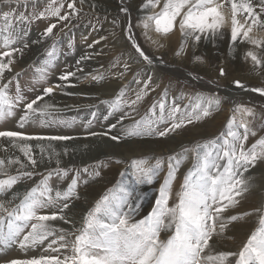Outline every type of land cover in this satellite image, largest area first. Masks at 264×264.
<instances>
[{"label":"rangeland","instance_id":"rangeland-1","mask_svg":"<svg viewBox=\"0 0 264 264\" xmlns=\"http://www.w3.org/2000/svg\"><path fill=\"white\" fill-rule=\"evenodd\" d=\"M87 1H84L83 4L76 2V8L80 11L70 15L68 20H60L55 16L36 17L40 12H44L50 7H59L61 4H63L61 15L70 13L72 10L68 8V4L72 0H10V2L9 0H0V14L11 10L17 17L23 14L28 18L26 22L13 19L12 27L4 30L5 25L2 15H0V53L16 50L13 52L15 55L11 57L13 63L10 65V70L5 69L2 79H0V87L7 85L8 95L14 98L17 95L18 84L21 90L20 94L24 97L22 101H13L14 114L0 120V131H15L25 136L34 137L65 136L71 138L60 140L62 142L89 138L93 136V133H96L95 136L103 135L109 138L115 136L118 138L117 140L111 139L120 144L151 140L156 145L148 149L129 150L132 157L126 158V160L123 157V161L114 157L104 158L88 167L67 169V175L53 173L50 178L49 172H53L57 166L51 167L52 169L49 170H45L47 168L32 169L29 171L33 173L31 177L23 175L22 168L12 175L0 169V179L17 177L16 183L10 189L0 193V203L9 201L13 191L18 190L21 186H28L26 190L29 192L46 180L48 186L53 190V195L56 191H66L69 186L75 188L79 198L73 197L69 201L70 205L85 199V206H78L77 213L83 215L79 228L83 226L88 211L93 209L97 202L105 196L110 199L116 197L125 200L123 210L130 214L129 223H136L150 216L156 208L160 189L168 175L169 157H175L176 160L181 161L175 180L172 182V196L169 200V207H172L178 201L177 194L181 191L185 175L195 163V152L185 153V149H194L197 145H203L213 140L217 145L222 144L223 139L227 137L228 122L233 116L237 123H247L249 128L256 133L255 136L249 135L245 148L264 138V95L251 91L253 88H264V44H251L246 40H242V44H228V41H225L219 45V50L215 51V44L209 35L207 38L202 36L198 44L189 39L184 54L177 55L183 40L179 30L180 17L177 18L174 30L167 37L155 32L154 23L148 30L143 27L146 16H143L142 13L147 11H149L147 15L159 13L164 0H160V5L156 8H143L147 0ZM219 1L224 3L226 0ZM98 2H106L109 12H104L106 14L101 15L98 12ZM252 2L256 6L257 12H260L259 0H252ZM121 7H126L128 12H121ZM260 14L264 19V12ZM244 16L245 14L242 12L237 15V19L246 28ZM114 20L117 22L116 24H113ZM129 23L132 25V35L136 43L152 59L153 63L148 64L144 61L128 40L129 33L126 29ZM52 24H55V28L50 36H46L45 31ZM146 31L147 36L145 35ZM261 31L264 30L254 28L250 35L259 40ZM5 36L9 37L7 47H5ZM157 38L162 39H159L160 44L157 42ZM241 38H243L242 34ZM115 43L125 44L124 54L112 50ZM164 44H167L169 49H166ZM23 51H29L24 58L21 56ZM248 52H253L262 63L256 64L252 61L251 57L247 56ZM195 57L200 59L196 60ZM8 59L9 57H3L5 63ZM93 63L105 65V69L101 70L96 66L97 70L89 72L93 68L91 67ZM139 63L145 66L144 70L132 71L131 64ZM125 64L128 65L126 72ZM196 65H202L211 73L196 71ZM221 68L225 71L224 76L220 75ZM99 70L101 71L97 72ZM83 71H88V73L82 77L76 75ZM153 71L155 75L151 74ZM69 72H73L75 75L69 77L68 80L60 79L61 76ZM121 73L124 74L121 75ZM212 74L217 75L212 76ZM94 77L103 78L94 79ZM237 80L245 85L244 89L235 86L234 81ZM120 82L123 85H116L114 94L111 97L109 95L108 99L98 100L101 96H97L96 100L98 101L87 100L91 103L95 101L96 104H88L89 107L75 108L65 113L46 111L43 116L38 113L36 116L30 117L23 127L19 126L21 118L25 114V104L38 96L43 97L38 101V105H40L47 99L59 100L56 90L61 87L65 88L66 85H81L101 92L109 86L112 88V84ZM146 82L148 83L147 89L144 88ZM48 87H52L53 91L45 95L44 89ZM141 91H146L147 94L138 104L129 106L130 101L134 100L136 94ZM197 96L218 98L219 104L214 106L210 116L198 121L194 119L191 124L170 132L164 137L146 134L150 130L146 125H142L140 128V131L145 134L128 136L129 130L134 127L137 121L151 116L149 110L153 104L165 102L167 112V109L175 102L183 110ZM117 97H122V106L119 110H113L112 105ZM87 101L85 103H88ZM66 102L64 101V103ZM69 102L78 101L71 100ZM241 105L251 108L254 115L242 116L238 110ZM157 115H159L158 111ZM41 120H44V123H41ZM120 125H122L121 128ZM165 127H170V122L154 124L151 130H163ZM233 130L243 134L242 128H233ZM203 151L202 148L201 152L203 153ZM18 155L25 157L19 152ZM158 159L164 161V166L153 182L137 184L135 162L147 160V166H152ZM85 168L87 171H84ZM242 178L246 181L247 188L256 187L251 189V192L250 189H247L241 196L236 197L239 202L235 207L229 208L225 215H236L241 218L228 223L222 234L213 235L209 241L210 249L205 250V255H217L221 252L239 253L251 234L260 226V219L264 216V160H257L254 166L243 173ZM73 182L75 183L73 184ZM85 189H90L88 190L90 193H86ZM27 193L25 191L22 196ZM245 196H251L248 201L246 199L245 205L248 204L247 206L241 204L244 202ZM16 206L8 208V210L11 211ZM60 207H62V202H57L53 207L40 209L38 214L51 215L53 212H58ZM73 210L76 209L73 208ZM72 215L76 217V213L73 212ZM0 216L5 217L6 225L7 214L0 211ZM30 223H35V221ZM46 223L49 224V222ZM27 231H30V227L25 229L24 234ZM58 235L59 232L49 236L43 245L27 249L28 252L30 251L29 253L21 249L18 243L7 247L1 245V248L4 247L7 250L0 254V264H9L13 259H31L34 256H42V254L43 256H52L54 251L48 249L47 246ZM169 235L170 233L162 231L160 239L166 240ZM67 240H74V236H68ZM52 247L58 248L59 243L53 244ZM56 253L58 255L54 256H59L60 259L72 255L70 247L60 248ZM237 259L238 256L228 257L225 264H235Z\"/></svg>","mask_w":264,"mask_h":264},{"label":"snow or ice","instance_id":"snow-or-ice-1","mask_svg":"<svg viewBox=\"0 0 264 264\" xmlns=\"http://www.w3.org/2000/svg\"><path fill=\"white\" fill-rule=\"evenodd\" d=\"M10 2V0H9ZM230 4V26L231 39L236 41L239 36L251 44H264V40H258L250 35L253 29L264 30V19L261 18V12H264V0H259L260 12H257L252 0H226ZM83 4L84 0H80ZM160 5V0H147L143 8H156ZM223 3H217L216 0H164L161 11L157 14L148 15L144 18L143 27L148 30L154 23L155 32L167 37L175 28L177 18L180 17L179 30L183 37L181 47L176 53L182 55L185 52L188 40L195 43L201 41L202 36H215L228 23L224 12ZM63 4L59 7H50L44 12H40L36 18L45 16L59 17L60 20H68L70 15L77 14L80 9L76 8V0L68 4L72 10L70 13L61 15ZM121 12L127 13L126 7H121ZM245 14L244 21L247 27L240 23L237 14ZM3 24L5 29L12 27V20L18 19L21 22L28 20L23 14L16 16L14 11L3 12ZM117 22L114 20L113 24ZM55 28V24L50 25L45 35L50 36ZM128 40L132 43L139 56L148 64L153 63L152 59L136 43L132 35L131 23L127 26ZM147 36V31L145 32ZM150 38V37H149ZM5 47L8 45L9 37L5 36ZM98 43V41H97ZM162 46V45H161ZM4 51L0 53V79L4 75L5 69L10 70L13 63L11 57L13 52ZM252 61L261 64L262 61L257 58L253 52L247 53ZM3 57H9L7 63ZM194 59L199 60V57ZM125 72L128 65L124 66ZM124 73H121L123 75ZM75 75L73 72L61 76V80H68ZM220 75L224 76L225 71L220 69ZM103 77H94L102 79ZM198 78V77H194ZM150 80V78H149ZM10 83V82H9ZM236 87L244 89L245 85L237 80L234 81ZM144 88H148L146 82ZM53 88L44 89L45 95L52 93ZM253 92L264 95V88H253ZM21 90L17 84V95L13 98L8 95L7 85L0 87V120H4L14 114L15 101H22L24 97L20 94ZM147 94L141 91L136 94V98L130 101L129 106L136 105ZM43 97L25 104V114L21 118L20 127L24 126L30 117L38 113L43 116L46 109L51 107L45 104L43 107L38 105V101ZM218 98H202L197 96L183 110L178 104H173L167 109L165 102L153 104L150 108V117H145L137 121L134 127L129 130L128 136H137L142 133L140 128L146 125L150 130L148 135L167 136L170 132L176 131L191 124L193 120H200L211 115L214 106H218ZM36 105V107H34ZM122 106V97H117L113 103V110H119ZM238 110L242 116H253V110L243 105ZM157 111L159 115H157ZM179 113V116L177 114ZM44 123V120L40 121ZM163 130L153 131L152 126L158 123L168 124ZM115 127V125H112ZM227 137L223 143L216 144V141H209L203 145H197L194 149H185V153L195 152V163L184 177L181 191L177 194L178 201L169 207V200L172 196V182L175 180L176 172L179 170L181 161L175 157L168 158L169 171L163 186L160 189L159 199L156 201V208L153 213L136 223H129L130 214L123 210L125 200L105 196L97 202L93 209L89 210L84 224L75 231L65 230L64 228H53L47 224L48 221H62L65 224H71L67 219L65 210L69 209V201L79 198L73 186H69L64 192L53 190L44 180L40 185L32 188L23 198L21 203L11 211L0 203V211L7 214V223L5 217L0 216V245L4 247L12 244H19L23 250L36 248L44 244L45 240L59 232L56 239H53L47 246L54 252L60 248H71L72 255L60 259L59 256H40L31 259H13L9 264H225L228 257L238 256L235 264H264V216L260 219V226L254 231L244 244L239 253L221 252L217 255L207 254L205 250L210 249L209 241L213 235L222 234L227 224L240 219V216H226L229 208H233L239 202L236 197L241 196L247 190V183L242 178L243 173L255 165L257 160H264V138L259 139L250 147L245 148L249 135L255 136L247 123L236 122L233 116L228 122ZM233 128L243 129V134L234 131ZM92 135H97L93 133ZM0 137L10 138L13 143L16 140L21 141H53L68 140L70 137H39L25 136L15 131H0ZM113 140L118 138L113 136ZM27 158L28 165L32 168L38 166V161L33 157L32 146L30 144L16 145ZM40 149L41 161L45 159L47 152V161L51 162L54 157L60 154L52 148L51 144L46 147L38 144ZM204 149L203 153L201 149ZM50 150V151H49ZM67 154V149L64 150ZM187 156L185 155V159ZM9 165L20 163L19 159L7 162ZM57 168L49 172V178L53 173L67 175V169H60V160L55 159ZM147 160L135 162L136 183H152L153 179L163 169L164 161L158 159L155 165L147 166ZM5 166V160L0 159V169ZM21 168L26 167L20 164ZM87 171V168L84 169ZM23 175L31 177L32 172H24ZM17 177L0 179V193L6 192L16 183ZM75 182H73L74 184ZM57 202H62V207L58 212L51 215H39L38 211L43 208L53 207ZM248 215V213H245ZM35 221V223H30ZM167 221V222H166ZM30 227V231L25 233V229ZM219 228V231H217ZM168 232L170 235L166 240L160 239L161 232ZM79 234H76V233ZM23 234V235H22ZM68 236H74V240L68 241ZM59 243L58 248H53V244Z\"/></svg>","mask_w":264,"mask_h":264},{"label":"bare ground","instance_id":"bare-ground-1","mask_svg":"<svg viewBox=\"0 0 264 264\" xmlns=\"http://www.w3.org/2000/svg\"><path fill=\"white\" fill-rule=\"evenodd\" d=\"M87 1V0H84ZM114 1V0H113ZM77 3L80 2V0L76 1ZM88 3L91 4H96L95 2L92 1H87ZM216 2L219 3H223L222 1L216 0ZM81 4V3H79ZM224 7L222 9V11L224 12V15L226 17V19L228 20V23L220 30V32L215 35V36H211L212 38V42L213 44H215V51H217V49L219 50V45L222 44L225 41H228V44H235V43H239L242 44V40L243 38L240 39V36L237 38V40L234 42L231 39V26H230V4L227 3L226 1L223 3ZM87 6V5H86ZM98 9H99V13L101 15H105L106 13L104 12H109L108 11V7L106 6V2H98ZM138 7V6H137ZM90 8V7H89ZM92 9V8H91ZM149 13V11L142 13L143 16H148L147 14ZM242 13V12H240ZM240 13H238L237 15H239ZM253 33V32H252ZM255 33V31H254ZM259 40H264V31L259 32ZM162 40L161 38H157V42L160 44V40ZM239 41V42H237ZM211 42V43H212ZM226 43V44H227ZM212 44V45H213ZM112 45V44H111ZM125 44H118L115 43L112 46V50L114 52H119L120 54H124L126 48H124ZM162 45V44H161ZM166 49L168 48L167 44H164ZM24 53L21 54V56H23V58L29 53V51H23ZM127 52V51H126ZM15 54H13L12 56H14ZM182 60V59H181ZM183 61V60H182ZM185 64V63H184ZM100 67L101 70L105 69V65H98V64H92L91 67H93L89 72H93L94 70H97V67ZM132 71H137V70H141L145 68V66L143 64H131ZM101 70L97 71L100 72ZM196 71H200L201 73H211L208 69H204V67H202V65H196ZM87 72H81L78 73L76 75L82 77L84 74H87ZM217 73V72H215ZM152 75H155V72L153 71L151 73ZM218 74V73H217ZM217 74H212V76H216ZM211 75V74H210ZM126 79H128V77H126ZM121 86L123 85L122 82L120 83H116V84H112V88H106L104 90H102L101 92H96L94 89H89L88 87H82L80 86H67L65 88L61 87L59 90H56V92L58 93L57 95L59 96L57 99L59 100H51V99H47L44 102H42L39 106L43 107L45 104L50 105L51 107H49L48 109H46V111H55V112H63L65 113L66 111H70L72 109L75 108H80V107H89L88 104H96L95 101L101 100V99H108L110 98L113 94L115 89V86ZM94 90V92H93ZM108 92V94L106 95V93ZM101 94V95H100ZM110 95V97H108ZM97 96H101L100 98H98V100H96ZM103 96V97H102ZM105 96V97H104ZM231 97V96H230ZM63 99V100H62ZM84 99V100H88V99H95L94 102H88L85 103L84 102H80L79 100ZM71 100H77L78 102H73L70 103L69 101ZM64 101H67L66 103H64ZM123 125V124H122ZM120 125V128L121 126ZM30 144L32 146V154L33 157L35 159H37L38 161V166L35 168H32L31 166L28 165V161L27 158H24L18 155L19 154L23 155V152L20 150L19 147H17L16 145H23V144ZM38 144H42L45 147L49 144H51L52 148L55 149L56 152H58L60 155L58 157H54L53 160L51 162H48L46 157H47V152L44 154L45 155V159L43 161H41V154H40V149L39 147H37ZM156 143L153 141H133V142H124V143H116L114 142L111 138L107 137V136H103V135H99V136H90L89 138H85V139H81V140H74V141H70V142H62L60 140H53V141H48V140H44V141H36V140H30V141H21V140H16L15 143L12 142V140H10V138H0V159H4L5 160V166L2 170H4L5 172L9 173L10 175L12 174H16L20 167V164H25L26 167L22 168V170L24 172H29L32 169H45V170H49L51 167H56V163H55V159H59L60 160V164L59 167L61 169H70V168H80V167H88L92 164H96L98 163L97 161H100L101 159L104 158H119L122 160L129 157H132L131 154L128 152L129 150L132 149H148L150 147L155 146ZM67 149V154H65L64 150ZM50 151V150H49ZM136 153H140V152H136ZM19 159L20 163H14L9 165L7 162L9 159L11 160H16ZM23 158V159H22ZM123 161V160H122ZM95 162V163H94ZM52 169V168H51ZM42 172V171H40ZM28 186H21L18 190L13 191V193L11 194V198L9 201L4 202L3 204L5 205L6 208H12L16 205H19V203L23 200V195L22 194L26 191V193L28 192L27 189ZM256 186H250L247 189H254ZM88 190L90 189H85V192L88 194L90 193ZM246 199L247 201L249 199H251V196H245V199L243 200L244 202L241 204L243 206H247L245 205L246 203ZM84 200L83 199L81 202L75 203L74 205H70L69 209L65 210V215L67 217V219H69L71 221V224H65L62 221H48L49 224L53 227V228H64L65 230H69V231H75V229H79V227L81 226V221H82V216L81 214H79V212L77 213V211L79 210L78 206H85L84 204ZM74 206V207H73ZM76 209L75 211L73 210ZM70 212H74L76 213V217H73L74 215H72V213ZM84 213V212H83ZM75 220V221H74ZM75 223V225H74ZM68 238V237H67ZM7 249H5L4 247L1 248L0 245V254H2V251H5ZM23 251V250H21ZM26 252H28L26 250ZM30 252V251H29ZM28 252V253H29ZM22 253V252H21ZM27 255V254H26ZM43 255V254H42ZM54 255H58V253L55 254V252L52 254V256ZM35 257V256H34ZM40 256H36V258H39ZM33 258V257H32Z\"/></svg>","mask_w":264,"mask_h":264}]
</instances>
